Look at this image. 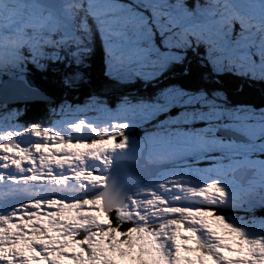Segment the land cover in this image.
<instances>
[{
	"label": "snow or ice",
	"instance_id": "6c2138e0",
	"mask_svg": "<svg viewBox=\"0 0 264 264\" xmlns=\"http://www.w3.org/2000/svg\"><path fill=\"white\" fill-rule=\"evenodd\" d=\"M219 5L147 0L137 10L119 0L86 7L73 0L57 14L38 0L27 11L23 0H0V169L22 173L38 160L40 174L33 167L28 177L9 175L8 185L43 183L45 168L65 185L52 165L78 163L73 178L83 189L77 199L21 204L17 187L0 188L10 208L0 212V264H264V216L225 214L264 209V101L232 99L246 80L264 95V35H257L264 27L247 23L251 0L243 12ZM97 38L108 80L169 82L112 103L96 94L83 104L62 101L51 128L20 127L22 106L50 103L53 89L77 84L74 68ZM138 127L143 136L132 134ZM63 128L84 138H65ZM26 135L46 142L16 140ZM250 169H259V183L239 179ZM157 173L168 179L155 180ZM46 208L51 214H42Z\"/></svg>",
	"mask_w": 264,
	"mask_h": 264
},
{
	"label": "trees",
	"instance_id": "16d2710c",
	"mask_svg": "<svg viewBox=\"0 0 264 264\" xmlns=\"http://www.w3.org/2000/svg\"><path fill=\"white\" fill-rule=\"evenodd\" d=\"M126 1V0H121ZM238 1V3L236 2ZM230 0L226 7L238 8L241 11L248 9L247 0ZM86 7V0H83ZM203 6V5H202ZM221 10H225V5L220 0L219 5ZM224 7V9H223ZM252 13V11H251ZM253 30H256L253 27ZM258 31V37L261 36ZM191 56L192 54L189 53ZM103 50L100 47L99 40L97 38L96 47L93 54L88 57L79 68H74V75L76 76L77 84L72 88H55L51 91L52 100L50 103H45L39 106L21 107L22 114L19 117V126L25 128H31L33 125L40 130L50 128L53 122L57 119V115L53 114V110L60 105L62 101H68L73 104H83L86 98L92 94L103 97L107 96L109 103L115 101L119 94L127 91L136 92L139 95H151L157 88L162 87L169 81L162 83H145L142 80H137L134 84L117 85L113 81H110L104 75L103 66ZM195 63V57H193ZM245 91L242 94L233 96V102L241 105H253L259 106L264 101V95L259 90V84L246 80L243 83ZM137 132H143L141 128L136 129ZM254 214L264 216V209H257ZM226 213H229L227 211ZM225 213V214H226ZM239 213V211H237ZM127 227V225H125ZM194 247V245H193Z\"/></svg>",
	"mask_w": 264,
	"mask_h": 264
},
{
	"label": "rangeland",
	"instance_id": "374dc122",
	"mask_svg": "<svg viewBox=\"0 0 264 264\" xmlns=\"http://www.w3.org/2000/svg\"><path fill=\"white\" fill-rule=\"evenodd\" d=\"M228 1H230V0H221V2H223V4L225 5V9L228 8V7H226V4L229 3ZM146 2H147V0H127L126 2L119 0V3L125 4V5H130L132 8H136L137 10H140L139 8H137V4L143 6ZM236 2L238 3V1H236ZM247 2H249V0H247ZM251 3L253 5V10H252V13L251 12L248 13L247 23L249 25H258L260 27H264V21L261 20L262 5H264V0H251ZM8 7H12V5L9 3ZM223 9H224V7H223ZM236 10L241 11L238 8H236ZM241 12H243V11H241ZM4 15L7 16V11L4 12ZM11 32H12L11 27H9L6 24L5 29H4L5 35L6 36L11 35ZM259 34L264 35V31H260ZM110 72H111V69H110ZM253 75L258 76L259 74L253 73ZM142 81H144L146 84L148 83L145 80H142ZM195 99H201V98L200 97H189V100H192L193 102L195 101ZM66 102H68V101H66ZM71 104H73V103H71ZM81 110H83V109H81ZM232 115L235 117L236 113L233 112ZM58 118L59 117H57V119ZM138 128H136V129H138ZM136 129L133 131V133H132L133 135H135L137 137L144 135V131L143 132H137ZM62 132H63V135L65 136V138L68 137L69 133H71V138L73 140L84 138V137L79 136L74 130H72L70 128H63ZM85 136L90 137V134L87 133V130H85ZM35 142L36 143H45L46 141L43 138H37L36 140L33 139L32 144L33 145L36 144ZM48 143H51V141H48ZM33 155L36 156L38 154L33 152ZM61 155H64V154H61ZM91 163H92V161H89V164H91ZM23 167H24V171L22 172L23 174L30 173L29 169H32L33 167H35L36 174H40V171H41L38 160H37V163L35 166L25 163ZM79 167H80V165L78 163L74 164L72 167H69L68 165H64L62 167H57L55 165H52L51 176L66 177L67 179L65 182V185H66L65 186V185H57L54 182H52V180L50 179L48 170L46 168L43 169V175L46 178L43 183L32 182L29 184L20 183L18 185L17 184L8 185L11 182L8 180L7 177L9 175H11L10 173L17 171L14 167L10 166V167H7L6 169H3V170L0 169V171H2L4 173V176H5L4 180H3L4 186L1 184L0 188L17 187L19 189L20 193H22V195L20 194V196H23V197L24 196L28 197L29 195H32V193L33 194L41 193V191H42L45 193L46 201L51 200L53 198L60 199V200L77 199L83 195V189L80 187V185L82 184V181H79V180L73 178L74 169H78ZM258 172H259V169H251V176L246 180L245 184H247V182L249 180H255L257 183H259L261 181L262 177L258 174ZM154 179L159 181V182H163L166 179H168V177L166 175L156 174ZM37 201H43V200L37 199ZM182 203L184 204V206H191V205H188L186 202H182ZM9 210L10 209H4V210H0V212L4 211V213H7ZM27 211L29 213H31V212H35V211H41V210L32 208V209H27ZM52 211H53L52 208H46V210L43 211L42 214H51ZM256 211H258V210H256ZM226 215L246 216L249 218L252 217L253 215H255L256 217L262 216V215H257V214H254L253 212H247V211H239V213H237V211L236 212L229 211V213H226ZM188 255H191V254H188Z\"/></svg>",
	"mask_w": 264,
	"mask_h": 264
},
{
	"label": "water",
	"instance_id": "95a60500",
	"mask_svg": "<svg viewBox=\"0 0 264 264\" xmlns=\"http://www.w3.org/2000/svg\"><path fill=\"white\" fill-rule=\"evenodd\" d=\"M39 3L45 5L47 8H50L52 11L56 12L60 8V0H38ZM122 166H134L133 162L127 161V160H121L118 162ZM250 170L249 173L246 175H242L239 177L242 183H245V180L248 178L250 175ZM155 175V174H154ZM4 207L9 206L8 204H4Z\"/></svg>",
	"mask_w": 264,
	"mask_h": 264
},
{
	"label": "bare ground",
	"instance_id": "6f19581e",
	"mask_svg": "<svg viewBox=\"0 0 264 264\" xmlns=\"http://www.w3.org/2000/svg\"><path fill=\"white\" fill-rule=\"evenodd\" d=\"M18 185V184H17ZM4 186V185H3ZM20 187V186H19ZM4 188V187H3ZM25 188V187H24ZM33 194V193H32ZM4 212V211H3Z\"/></svg>",
	"mask_w": 264,
	"mask_h": 264
}]
</instances>
